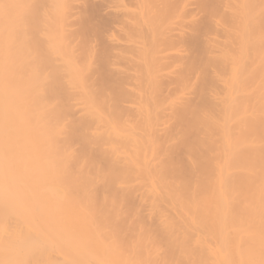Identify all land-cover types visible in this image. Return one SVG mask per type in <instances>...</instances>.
Instances as JSON below:
<instances>
[{
  "label": "bare ground",
  "instance_id": "6f19581e",
  "mask_svg": "<svg viewBox=\"0 0 264 264\" xmlns=\"http://www.w3.org/2000/svg\"><path fill=\"white\" fill-rule=\"evenodd\" d=\"M0 264H264V0H0Z\"/></svg>",
  "mask_w": 264,
  "mask_h": 264
}]
</instances>
